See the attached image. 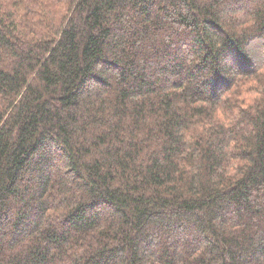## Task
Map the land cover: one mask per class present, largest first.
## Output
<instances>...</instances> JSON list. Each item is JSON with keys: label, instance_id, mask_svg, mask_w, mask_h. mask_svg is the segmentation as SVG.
Wrapping results in <instances>:
<instances>
[{"label": "trees", "instance_id": "16d2710c", "mask_svg": "<svg viewBox=\"0 0 264 264\" xmlns=\"http://www.w3.org/2000/svg\"><path fill=\"white\" fill-rule=\"evenodd\" d=\"M0 264H264V0H0Z\"/></svg>", "mask_w": 264, "mask_h": 264}]
</instances>
